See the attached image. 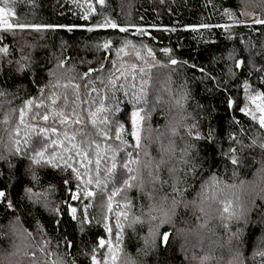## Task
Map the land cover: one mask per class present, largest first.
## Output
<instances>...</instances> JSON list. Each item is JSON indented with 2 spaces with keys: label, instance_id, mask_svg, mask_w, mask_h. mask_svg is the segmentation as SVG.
<instances>
[{
  "label": "trees",
  "instance_id": "16d2710c",
  "mask_svg": "<svg viewBox=\"0 0 264 264\" xmlns=\"http://www.w3.org/2000/svg\"><path fill=\"white\" fill-rule=\"evenodd\" d=\"M85 1L96 9L89 25L103 10L122 26L178 31H152V40L114 29L5 32L0 26V48L8 49L0 51V191L11 205L0 200V264H91L93 258L96 264H264V128L239 111L249 94L264 91V26L255 25L264 18V0ZM85 1L77 8L72 0H10L0 2V11L11 8L13 24L82 25ZM104 42L110 50L100 47ZM118 47L124 51L116 55ZM172 58L180 63L171 65ZM240 60L245 64L237 68ZM117 65L129 77L136 69L135 80L121 77L112 85L108 70ZM90 68L95 93L84 83ZM28 99L47 105L39 112L49 121L32 114ZM101 104L109 111L97 119L108 122L92 125L89 113ZM133 108L144 116L139 147L129 136ZM73 109L81 123L60 125L54 113L65 110L71 118ZM121 123L125 131L117 135ZM53 126L75 133L83 146L85 138L99 146L97 172L87 184L63 166L71 161L56 158L55 141L63 138H51ZM7 143L15 155L3 159ZM66 180L70 190L79 182L81 200L73 205L86 208L87 218L67 214ZM108 228L101 247L97 240Z\"/></svg>",
  "mask_w": 264,
  "mask_h": 264
},
{
  "label": "snow or ice",
  "instance_id": "6c2138e0",
  "mask_svg": "<svg viewBox=\"0 0 264 264\" xmlns=\"http://www.w3.org/2000/svg\"><path fill=\"white\" fill-rule=\"evenodd\" d=\"M0 2H2L4 5L10 4V0H0ZM72 3L75 4V6L77 8L82 7L79 4V0H72ZM104 4H105V0H99V5H104ZM94 14H96V9H94L93 4L89 2V3H87V6L83 8V11L80 12V14L78 15L79 19L86 22L85 24L72 25V26H41V25H36V24H21L19 22L15 23V24L11 23L9 20V17L14 16L15 12L11 8H7V9H3L2 11H0V26H2L4 28L5 32H7L9 30H13V29H18V30L34 29L36 31H41V30H44L46 28H51V29L64 28L69 33L73 32L76 28H84L89 32H92L96 29H114V30H118L119 33L135 32L140 37H146V38H150L152 40L157 39V37L152 36V34H151L152 31H163V32H176V31H178V29L174 26H168V27H158L156 25H147V26L124 25V26H122V25L118 24L117 22H115L113 19H110L107 15H105L103 10L99 11L97 21L94 25L87 24V22L90 20V17ZM229 18L231 19V14H229ZM255 25L264 26V18L257 20L255 22ZM200 27L202 29H207L211 26L204 24V25H201ZM216 27L224 28V27H228V26L227 25H217ZM182 30H185V31L190 30L192 32L198 31V29L196 27H189V26H184V28ZM100 47H102L103 49H106V50H110L111 44H110V42H104L102 45H100ZM144 50L147 52L148 57H152L154 55V50L151 47H147ZM0 51L7 53L8 49L0 48ZM123 51H124V47H118L116 55H119ZM163 51L165 53H171L172 49L165 47L163 49ZM140 55H141L140 51H137L135 53V56H137V57H139ZM262 58H264V53H262ZM111 63L112 62L109 61V64H111ZM178 63H180V61H178L175 58H172L170 60V64L173 66L177 65ZM244 64H245V61L240 60L237 62L236 67L241 68V66ZM61 66H64L63 62L61 63ZM197 67H198L197 65L192 64V68L194 70ZM92 71L93 70L90 68L88 73L84 74V76H85L84 83H85L86 87H91L92 92L95 93V92H97V89L88 84V77L91 76ZM99 71H105V69L101 68V69H99ZM139 72L142 74L144 72V69L143 68L139 69ZM201 72H203V69H201ZM261 72H262V74H264V68L261 69ZM108 73L113 74L114 78L110 80V83L115 86L117 83V80L121 79V77L123 79L131 78V79L135 80L137 70L132 69L130 77H129L128 70L117 65V66H115L114 69H109ZM141 76H143V75H141ZM209 79H211V77H209ZM144 83H146V81L141 80V85H143ZM65 87H67V85H65ZM74 87L76 89H79L80 85L76 84V85H74ZM133 87H135V85H133ZM248 87H249V84L247 82H245L244 83V90L247 91ZM125 93L128 95L127 92H125ZM51 95H52V101L51 102L53 105H55L56 93L51 92ZM131 96H132V102L134 104L139 102L140 97H139L138 93L133 92V93H131ZM247 98L251 102V104L255 105V111H253L251 108H248L247 106L241 107L239 109V111L240 112H247L251 116L252 121H258V125L264 126V91H261L256 95H248ZM41 101H43V97H41ZM27 104L29 106L35 107L36 111H34L32 113L33 115L41 118L43 121H49L50 117L48 114H41L39 112L40 108H45V109L47 108V105L45 103L41 102L39 104L34 105L33 100L28 99ZM116 104L119 105V101H116ZM64 106L66 107L67 105L65 104ZM234 106H235V101L230 99L229 100V107L232 108ZM116 110H118V109H116ZM106 111H109V110L105 108L104 104H101L99 107H96L94 111H91L89 114L91 116L92 125H96V124L103 125V124L107 123L108 122L107 118L102 117L99 120L97 119L100 113H103ZM257 112L259 113V115L256 114ZM54 115L59 117L58 123L60 125H66V124H77V125H79L81 123V120L75 115V109H73V115L71 118H68L65 115L64 111L55 112ZM23 116H24V113L22 111L21 112V121L22 122H23ZM143 120H144V116L142 115V110L137 109V108H133L130 112L129 136L131 137V140L133 142H135L136 147H139V128L142 127ZM124 131H125V126L123 123H121L118 126L117 135H119V133H124ZM52 132L57 133V128L53 126ZM62 135H63V139H57L55 141L54 146H59V148L61 150L60 153H57L56 158H58L60 160H65V159L70 160L71 161L70 165H63V166L65 168H67L68 170L72 171L73 173L78 174L77 173V164H79V166L81 168L85 167L86 157L88 156V153L86 151H82L81 145L74 142V141H76L75 133L69 134V132L67 130H64ZM104 138L109 139L110 137L105 135ZM96 147L99 150V146L97 145ZM44 155H45L44 153H40L41 157H43ZM97 162H99V160ZM131 162L135 163V161H131ZM232 162L235 163L236 161L233 160ZM46 163L51 165L52 168H57V165L52 162V159L47 160ZM88 164L90 165V161H88ZM81 179H82V177H81ZM67 184H68V181L66 180L65 181V185H66L65 191H66V194L69 195V197H70L69 202L65 205V209H66L67 214L74 221L81 214H83L85 216V218H87V209L86 208L82 209L78 204L76 206L73 205V202H77V201L81 200V191H80V187H79V182L75 180L73 189H71V190L67 187ZM88 194L90 195L92 193H88ZM0 200H3L7 207H11V205L7 204V201L5 200V192L4 191H0ZM57 212L59 213V209H57ZM117 215L119 216V214H117ZM58 219H59V216H58ZM105 233H106L105 238H98V240H97V244L100 245L101 247H103L105 245L106 239H108L110 237L111 228L106 229ZM169 236H170V233H165L163 235V243L165 245L168 243ZM117 239H119V235H117ZM91 264H96L95 258H93ZM105 264H107L106 260H105Z\"/></svg>",
  "mask_w": 264,
  "mask_h": 264
},
{
  "label": "rangeland",
  "instance_id": "374dc122",
  "mask_svg": "<svg viewBox=\"0 0 264 264\" xmlns=\"http://www.w3.org/2000/svg\"><path fill=\"white\" fill-rule=\"evenodd\" d=\"M85 1V0H84ZM85 3H86V6H87V3H89V2H87V1H85ZM94 7V6H93ZM109 17V16H108ZM110 18V17H109ZM111 19V18H110ZM101 91H103V90H101ZM249 95H251V94H249ZM246 106L248 107V108H251L253 111H255V105H253V106H251L250 105V101L248 100V103L246 104ZM66 111L64 110V113H65ZM246 114H248L247 112H245ZM257 115H259V113L257 112L256 113ZM249 115V114H248ZM250 116V115H249ZM251 117V116H250ZM56 128H57V133L59 134H57V133H53L52 134V136H51V138H53L54 137V135H57V136H59L60 138H63V135H62V133H63V130L59 127V126H55ZM263 128H264V126H263ZM81 139V138H80ZM86 140H87V144H85V141H84V139H82V141L84 142V145L85 146H83V145H81L80 143H79V140L78 141H74L75 143H77V144H80L81 145V147H82V151H86L87 153H88V156L86 157V164H85V167H83V168H81L80 166H79V164H77V173L80 175V176H83L85 179H86V184H87V181L90 179V177L94 174V173H96L97 172V166H98V163L99 162H97L98 160H99V155H98V149H97V143L93 140V139H91V138H85ZM88 143L90 144V146H91V148L92 149H90L89 148V146H88ZM53 146V145H52ZM88 146V147H87ZM2 153L4 154V156H3V159H7L8 157H11V156H13V155H15L14 154V151H13V148L11 149V145H10V143H7V145H6V147H4L3 149H2ZM55 153V151H53V153H52V155ZM68 161H70V160H68ZM88 161H90V165L88 164ZM93 190H91V193L93 194Z\"/></svg>",
  "mask_w": 264,
  "mask_h": 264
}]
</instances>
